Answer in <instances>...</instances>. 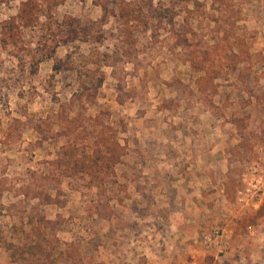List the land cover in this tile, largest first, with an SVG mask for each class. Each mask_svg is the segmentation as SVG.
I'll list each match as a JSON object with an SVG mask.
<instances>
[{
  "label": "rangeland",
  "instance_id": "1",
  "mask_svg": "<svg viewBox=\"0 0 264 264\" xmlns=\"http://www.w3.org/2000/svg\"><path fill=\"white\" fill-rule=\"evenodd\" d=\"M20 1L24 0H0V21L14 15ZM95 1L64 0L54 10V16L59 20L72 16L96 21L101 8ZM136 1L146 23L137 22L119 30L110 16L96 41L58 49V58L71 51L74 70L55 73L52 60L40 52H29L40 35L39 29L25 32L26 48H0V264H18L10 258L9 244L17 242L20 228L25 232L30 229L27 218L20 221L15 215L23 199L17 196L18 188L46 182L41 175L52 168L48 162L57 157L66 142L56 135L58 124L65 115L73 117L77 112L78 106L70 100L80 91L78 74L87 78V71L97 73L99 53L111 52L118 46L125 47L130 62L123 64L124 71L117 69L115 73L111 67L100 65L104 80L98 99L80 108L85 117L102 112L104 126L81 118L73 126V136L78 139L92 131L118 141L120 148L88 150V154L100 158L97 162L89 160L84 168L87 174L62 179L58 192L50 191L57 204L39 207L47 219H58L62 228L57 233L61 243L55 251L54 264L156 262L154 250L148 257L124 261L120 237L112 229L106 230L107 219L101 223L93 214L100 210L121 229L119 206L125 190L120 184L123 179L119 165L127 149L123 144L148 133L174 139L172 145L156 139L149 147L169 150L165 154L180 165V172L192 161L199 160L196 164L200 166L206 164L202 153L219 150L210 157L214 167L211 176L221 182L228 176L227 197L234 202L241 198L240 203L246 207L254 200L260 203L245 225L259 224L254 241L258 249L252 248V252L264 262V0H152L154 6L172 11L174 29L148 20L143 9L148 0ZM175 33L186 34V47L175 45ZM190 58L203 70H194ZM37 60L41 61L36 65ZM38 125L41 129L36 132L33 128ZM161 153L156 159L161 158ZM222 165L228 168L226 175L220 169ZM1 170H5V176ZM36 202L30 200V204ZM223 211L220 207L219 214ZM66 242L74 247L67 249L63 257L58 256ZM250 248L229 257L213 249L215 257L201 247L195 259L184 254L179 263L248 264L255 260L249 255Z\"/></svg>",
  "mask_w": 264,
  "mask_h": 264
},
{
  "label": "trees",
  "instance_id": "2",
  "mask_svg": "<svg viewBox=\"0 0 264 264\" xmlns=\"http://www.w3.org/2000/svg\"><path fill=\"white\" fill-rule=\"evenodd\" d=\"M64 0H24L20 1L16 13L5 20L0 21V48L5 50L7 48H14L17 51L20 48H26L23 41L25 32L27 30L33 31L39 29L40 35L34 47L29 48V52L33 55H42L53 61L52 70L55 73L61 71L74 70V58L71 56V51L65 54L64 58H58L57 52L60 48H70L77 42H88L90 40L96 41L99 36L101 27L108 23L110 16L115 18V22L119 30L128 29L137 22L145 21L142 7L133 1H118V0H96L95 3L101 8V16L98 20H81L72 16H64L61 20L55 18L54 10L62 4ZM146 17L158 25H169L174 29V14L168 8L163 6H154L152 0H148V4L144 7ZM147 20V21H148ZM146 23V21H145ZM187 33V32H185ZM180 36L176 35V46L186 47L189 38L186 34ZM41 60H37L36 65ZM191 67L196 71H201L203 68L196 62L194 58L188 60ZM130 62L124 46H118L111 52L99 53L97 73L96 70H89L86 72L87 78H82L78 74L80 91L74 93L71 102L77 105V112L75 116L70 114L65 115L58 124L57 136L65 138V144L60 147V151L54 160L48 162L52 168H48L46 173L41 175V179L46 182L43 184L34 185L30 183L23 184L18 188L17 196L23 197L19 201V212L15 214L20 221L25 218L28 219L30 229L25 232L20 228L16 233L18 236L16 243H10L8 250L10 251V258L18 264H54L56 261L55 251L60 246V241L57 238L58 231H61L59 220H49L41 214L39 207L42 204L56 205L57 198L50 194L51 190L58 192V184L64 178L72 179L76 175L87 174L84 168L87 166L89 160H97L99 156H92L87 151H99V149H111L115 151L120 148L118 141L103 137L102 134H94L92 131L83 134V137L78 138L73 136V126L81 120V118H88L96 125H103L102 112H99L95 117H85L80 108L87 104H95L98 99V91L103 84V76L100 73V65L109 66L114 73L117 69L124 71L123 64ZM212 79L215 76L211 77ZM120 89V87H118ZM104 113V112H103ZM12 122L22 123L21 120L11 118ZM64 121V123H63ZM9 124V123H8ZM1 127V122H0ZM41 129L38 125L33 128L34 131ZM51 130V129H50ZM46 139V138H45ZM87 153V154H86ZM54 169V170H53ZM32 175L35 172L28 171ZM91 172V171H89ZM88 172V173H89ZM1 175L5 176V170H1ZM37 200L36 203L30 204V200ZM29 208H27L26 206ZM17 207L12 205L11 207ZM91 214V213H90ZM100 219H109L107 215L100 210L93 212ZM64 249L59 250L58 256L63 257L67 249L74 247L73 243H63Z\"/></svg>",
  "mask_w": 264,
  "mask_h": 264
},
{
  "label": "crops",
  "instance_id": "3",
  "mask_svg": "<svg viewBox=\"0 0 264 264\" xmlns=\"http://www.w3.org/2000/svg\"><path fill=\"white\" fill-rule=\"evenodd\" d=\"M156 139L164 145L174 142L164 135L148 133L123 144L127 149L119 171L123 179L120 184L125 191L121 197L117 196L122 201V205H117L121 208L122 226L120 229L114 220L107 219L106 230L112 229V233L120 237L124 261L130 257H148L154 250L156 262L147 261L146 264H180L184 254L195 259L201 247L217 257L215 250L203 243V236L219 227L223 230L221 254L225 257L242 254V249L251 247L249 255L255 260L248 264H264L257 253L252 252V248L258 249L254 241L259 235V224L245 225L249 215L260 208V203L254 200L249 208L240 203L241 198L234 202L227 197L228 176L223 182L211 176L214 167L210 157L219 150L202 153L206 164L200 166L196 164L199 160L192 161L180 172V165L174 164L165 154L169 150H151L149 145ZM159 152L163 155L156 159ZM197 158H201V154ZM220 169L227 174L226 165ZM236 183L233 182V186H237ZM220 207L224 210L221 214Z\"/></svg>",
  "mask_w": 264,
  "mask_h": 264
},
{
  "label": "built area",
  "instance_id": "4",
  "mask_svg": "<svg viewBox=\"0 0 264 264\" xmlns=\"http://www.w3.org/2000/svg\"><path fill=\"white\" fill-rule=\"evenodd\" d=\"M203 243L212 249L224 250L223 246V230L219 227L212 228L207 234L203 236Z\"/></svg>",
  "mask_w": 264,
  "mask_h": 264
}]
</instances>
